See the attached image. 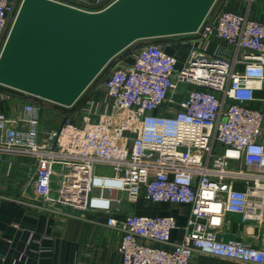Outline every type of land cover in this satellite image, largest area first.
Instances as JSON below:
<instances>
[{
	"label": "built area",
	"instance_id": "obj_1",
	"mask_svg": "<svg viewBox=\"0 0 264 264\" xmlns=\"http://www.w3.org/2000/svg\"><path fill=\"white\" fill-rule=\"evenodd\" d=\"M54 1L97 12L115 0ZM229 1L213 11L216 0L181 64L145 40L130 64L110 67L105 99L86 98L58 128L40 130L36 103L18 119L0 113V155L35 159L32 190L43 205L108 215L107 226L122 233L121 264H194L195 253L264 264V243L224 236L228 215L264 227V110L252 106L264 105L255 95L264 91V20L253 17L259 8L264 14V0H237L238 9ZM21 2L0 0V50ZM117 192L131 204L188 206L186 223L166 215L116 219ZM175 229L181 238L171 242Z\"/></svg>",
	"mask_w": 264,
	"mask_h": 264
},
{
	"label": "water",
	"instance_id": "obj_2",
	"mask_svg": "<svg viewBox=\"0 0 264 264\" xmlns=\"http://www.w3.org/2000/svg\"><path fill=\"white\" fill-rule=\"evenodd\" d=\"M215 2L115 0L88 12L54 0H22L0 50V85L70 108L126 48L196 33Z\"/></svg>",
	"mask_w": 264,
	"mask_h": 264
},
{
	"label": "crops",
	"instance_id": "obj_3",
	"mask_svg": "<svg viewBox=\"0 0 264 264\" xmlns=\"http://www.w3.org/2000/svg\"><path fill=\"white\" fill-rule=\"evenodd\" d=\"M81 1L93 5L99 0ZM231 4L232 9H238L240 5L237 0L234 3L230 0L228 6ZM258 11L259 15L253 14V17L264 20L260 8ZM191 41L183 36H174L154 39L152 42L161 45L167 53L175 55L181 64L187 58ZM139 42L141 43L133 49L114 59L111 68L130 64L137 48L144 41ZM261 93L257 91L256 97L261 98ZM180 97L179 93L176 98ZM37 100L36 97L0 85V113L11 119L21 117L26 103L40 104ZM252 106L264 110V105L254 103ZM46 108L53 114L60 110L54 106ZM42 111L41 131L60 126L43 129ZM35 169L36 161L31 156L12 152L0 155V264H121L118 249L122 233L107 226L108 215L43 205L32 190ZM114 199L110 215L116 219H122L129 214L166 215L173 216L177 226L182 227L189 213V207L185 205L150 204L142 199L131 204L125 192H117ZM225 221L226 240L235 239L251 247L263 245L264 227L250 222L244 223L238 215H228ZM180 238V229L173 230L171 242H177ZM192 262L248 264L197 253L193 254Z\"/></svg>",
	"mask_w": 264,
	"mask_h": 264
},
{
	"label": "rangeland",
	"instance_id": "obj_4",
	"mask_svg": "<svg viewBox=\"0 0 264 264\" xmlns=\"http://www.w3.org/2000/svg\"><path fill=\"white\" fill-rule=\"evenodd\" d=\"M221 1L222 0H217V3L215 4V7L213 8V11H214V9H216V7H218V5L221 3ZM232 2L234 3V0H231V3ZM227 7L232 9V4H231V6H227ZM183 37H185V39H188V40L191 41V40H193L194 35L193 34L183 35ZM152 41L153 40H149V42H152ZM138 43H141V42H136V43L132 44L131 46L126 48L123 52H121V54H119L118 56L113 58V60H111L109 62V64L102 70V72L94 79V81L83 92V94L79 98V99H81L80 102L77 103L78 100H79L78 99L76 101L77 104L75 103L72 107L65 108V107L56 105L54 103H51V102L36 98V99H38L37 101H39V103H40L39 105L43 107V111H42L43 113H42V117H41V122H42V125H43V129L46 130V129H49L51 127L59 126L61 124V122H62V118H61L62 115L66 114V113H74L77 110L76 108L79 106L81 101L86 99V98L87 99H93V100L97 99L96 102L100 101V100L103 101L105 99V94H104V91L101 88V84H102L103 80L105 79V77L107 76V74L109 72V69H110V67L112 65V62L114 61V59H116L117 57H119L120 55L125 53L126 51H129V50L133 49V47H135ZM191 48H192V46H190V48L187 50L188 51L187 56H188ZM261 96L264 97V91L261 93ZM52 106H54V107H56L57 109H60V110L59 111H54L56 113L53 114V113L49 112L48 108H46V107H52Z\"/></svg>",
	"mask_w": 264,
	"mask_h": 264
},
{
	"label": "trees",
	"instance_id": "obj_5",
	"mask_svg": "<svg viewBox=\"0 0 264 264\" xmlns=\"http://www.w3.org/2000/svg\"><path fill=\"white\" fill-rule=\"evenodd\" d=\"M80 100H81V99H79L77 103H79V102H80ZM84 100H85V99H84ZM84 100H82V101H81V103H82ZM77 103H76V104H77ZM81 103H80V104H81Z\"/></svg>",
	"mask_w": 264,
	"mask_h": 264
}]
</instances>
